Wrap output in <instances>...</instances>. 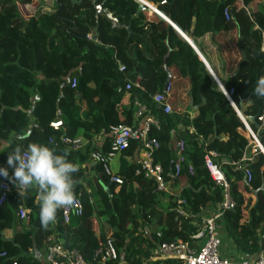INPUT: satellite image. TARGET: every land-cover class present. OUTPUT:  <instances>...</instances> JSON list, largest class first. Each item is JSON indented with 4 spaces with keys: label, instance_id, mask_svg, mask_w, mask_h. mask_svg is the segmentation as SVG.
Wrapping results in <instances>:
<instances>
[{
    "label": "trees",
    "instance_id": "trees-1",
    "mask_svg": "<svg viewBox=\"0 0 264 264\" xmlns=\"http://www.w3.org/2000/svg\"><path fill=\"white\" fill-rule=\"evenodd\" d=\"M147 1L182 33L191 35L194 43L207 33L216 41L217 34L236 31L234 49L243 56L232 74L220 79L225 89L234 87V105L214 79L219 77L210 74L175 27L162 18L145 21L143 10L137 13L136 0L74 4L71 0H0V164L18 144L40 143L58 152L68 150V159L83 166L90 146L93 152H108L110 126L132 127L133 99L137 97L159 122V129L151 125L148 137L159 142L153 157L161 163L167 184L161 188L154 179L135 175L134 163H124L122 157L131 155L137 143L132 140L129 149L115 154L122 164L116 163L111 170L122 178V184L111 181L100 163L95 165L94 179L107 227H102L96 214L86 176L76 177L81 181L75 189L81 213L72 212L65 222L61 209L58 222L47 228L40 223V202L33 203L37 192L24 195L32 207L25 221L17 215L22 201L12 190L7 203L0 206V251L6 252L0 264H41L30 248L44 247L45 251L53 243L75 249L90 264H119L118 260L121 264H184L180 259H153L152 255L162 242H192V234L202 223V210L224 200L225 188L212 180L205 166L206 149L217 153L214 161L234 201L219 222L237 250L250 256L264 253V153L257 149L245 163L250 180L244 169L232 163L241 159L247 145L240 131L244 122L235 108L253 131L256 125L247 117L257 118L264 112V99L253 95L256 81L264 76V0ZM29 4L36 9L32 14L23 10ZM96 4L107 8L119 24L104 14L97 16ZM226 7L229 20L223 14ZM221 58L224 73L230 66ZM118 64L125 66V74L118 71ZM171 68L179 76L170 78L167 100L173 112L166 114L151 95L163 92ZM136 76L141 86H132L128 105H123L124 84ZM71 77L77 78L75 88L70 86ZM52 121H61L78 146L63 145L60 132L50 126ZM258 129L264 148V128ZM101 132L105 136L100 145H83L84 135L91 140ZM177 139L185 143L186 162L180 174L170 178L167 173L173 168L172 146ZM7 227L21 230L6 239L3 231ZM108 240L116 249V259L100 255L110 250Z\"/></svg>",
    "mask_w": 264,
    "mask_h": 264
},
{
    "label": "built area",
    "instance_id": "built-area-1",
    "mask_svg": "<svg viewBox=\"0 0 264 264\" xmlns=\"http://www.w3.org/2000/svg\"><path fill=\"white\" fill-rule=\"evenodd\" d=\"M226 20L230 19V9L226 7L223 11ZM88 38L92 39V36L87 35ZM118 71L125 74V66L123 64H118ZM70 86L75 88L77 86V78L71 77L69 79ZM132 86L140 87L139 81H126L124 84V91L130 92ZM171 86V79L169 78L164 85L162 93L156 92L151 95L152 100L162 108V111L166 114H171L173 109L167 100ZM221 86V85H220ZM225 97L230 101L232 105V96L234 94V87L225 89L220 87ZM259 127L264 128V112L258 115L256 118ZM246 121V120H245ZM243 121V122H245ZM151 125L159 129L158 120L150 114L148 108L145 104L141 103L137 97L133 99V121L132 127L125 125L110 126L109 135L111 137L110 148L108 152L102 153L101 151H94V162L100 163L107 175H109L110 180L117 184H122L123 180L120 176H116L112 173L109 167L110 160L115 156L116 153L126 151L131 145V141L134 140L137 143V147L144 152V156L137 159L135 162V175H143L147 178L154 179L158 186L161 188H167V184L164 180L163 168L161 163L155 162L153 158V153L159 147V142L156 138L148 137V132ZM50 126L57 131H59L58 139L63 145L73 144V147H77L76 141H73L66 133L64 125L61 121H52ZM105 134L101 132L95 135L97 145H100L103 141ZM253 143L250 147L252 153L257 149L264 153V148L259 144L258 138L253 136ZM51 140V138H49ZM175 159L173 160L172 172L170 171L167 175L170 178L177 177L181 172V166L186 162L184 156L185 143L182 139H177L172 146ZM247 153V152H246ZM242 155L241 159L232 162L237 165V168L244 169L247 180L251 179V172L245 166V163L251 159L250 155ZM217 153L214 150H205L204 162L205 166L212 178V180L225 188L226 192L224 194V200L218 204V209L209 217L202 220L200 227L191 236L192 242H185L180 239L173 242H162L159 243L153 251V259H163V258H176L183 260L184 264H231L227 259L222 257L220 252L221 237L218 233L219 223L218 221L222 218L223 211L225 209L233 208L234 201L230 198L227 187L228 184L225 180V176L220 168V165L214 161ZM0 167H8L7 160L5 163H1ZM189 172H191V165L188 166ZM9 170V175H12L13 170ZM13 187L16 186L6 179L0 176V206L7 203L9 194L11 193ZM17 189V188H16ZM18 191V190H17ZM81 203L77 198L74 206L70 208L62 209V217L65 222L69 221V217L72 212L76 215L81 213ZM182 213V211H180ZM17 215L20 219L28 221L29 211L24 207H19L17 210ZM110 250H106L100 253L101 257L108 259L112 257L117 258L116 249L113 243L108 240ZM45 260L49 264H90L86 262L80 254L76 252L75 249H67L61 243H53L45 246ZM6 257L5 251H0V259ZM237 264H264V253H260L252 261H240Z\"/></svg>",
    "mask_w": 264,
    "mask_h": 264
},
{
    "label": "crops",
    "instance_id": "crops-1",
    "mask_svg": "<svg viewBox=\"0 0 264 264\" xmlns=\"http://www.w3.org/2000/svg\"><path fill=\"white\" fill-rule=\"evenodd\" d=\"M136 1L138 3V0H136ZM145 1L149 5L157 8L156 5H154L153 3H150L147 0H145ZM143 12H144V20L145 21L147 20V21L158 22L159 21L158 18H160V17L162 18V16L152 8H150L148 10H143ZM161 13H163V12H161ZM235 35H236V31H228L227 35L226 34H222V35L217 34L216 36H214V39L216 38V41H215V40H213V35L211 33H207L204 36L198 38L196 43H194V41L192 40V37H191V42L194 45V47L199 51V53L202 55L203 60L205 61L204 64L206 65L207 70L210 72V74L213 77L215 76L214 74H216L219 77V79H216V78H214V79L218 80V82L222 86H223V84L221 83L220 79H222V78L226 79L228 76H230L233 72L235 65L237 64V61L243 56V54H239V53L235 52L236 51V49H234V45L236 43ZM186 36L188 37L190 35H186ZM218 43L221 45L220 47H222V48L219 47ZM246 44L244 43L242 45V47H241L242 50H245ZM221 51H222V56L220 54ZM261 51L264 53V45H262ZM221 57H223L224 60L226 59V63L229 64V66H230V68L227 71H225L224 73H223V62H222ZM209 65H211V68L213 70L212 73H211V70L209 69V67H207ZM169 76L171 79H174L175 77H177L179 75L175 69L171 68V72H170ZM134 81H139V84H140V76H136ZM140 86H141V84H140ZM129 95H130V92H126V95L121 100V103L123 105H128ZM236 109H237V107H236ZM118 110L121 111V106L118 107ZM258 128L259 127H256V131H253L251 129V127L249 126V124L245 121L244 122V129H240L242 135H244L245 140L247 142V145H246L244 151H245V153L247 152L246 155H248V154L250 155L249 157H251V155L253 154L251 149H250V147L252 146V143H253V139H254L253 136H256V138H258V133H260ZM178 129L181 130L182 127L179 126ZM258 140H259V138H258ZM94 142H97L95 136H93V138L90 140V137H88V135H84L83 145L85 147L88 146L89 143H91L93 146H97V144ZM259 142H260V140H259ZM131 146L132 145H130V147ZM9 147H12V144L10 146H8V148ZM87 154H88V158L86 159L85 164L83 166L79 167V172L77 173L76 177L78 178L79 176H86L88 178L89 184H87L86 187H87V190L90 192V194H92V197L94 199L96 214H97L99 220L101 221L102 227H107L106 221H105V219H106L105 211L102 207V204L100 203L101 199H100V195H99V187L97 186V183L95 182V179H94L96 176L95 165L97 163L94 162L93 150L91 149V146L87 150ZM144 155H145L144 152L141 151V149H139V147H137V144L136 145L133 144L132 154L129 156H124V157H122V159L124 160V163H126V164H128V163L133 164L134 163V165H135L136 160L143 157ZM116 163L118 166H120L122 164L121 161L119 159L117 160L116 156H114L109 162L110 170H113ZM12 190L17 193V195L19 196V198L22 201L20 207L24 206L30 212L32 210V207L29 206V204L27 205V203L25 202V199H27V196H31V194L34 193L35 189H30L27 196L19 195V192L17 191V189L15 187H13ZM35 192H36V190H35ZM35 195L36 196H35L34 202H33L34 204L36 202H39L37 193ZM217 209H218V205H214L212 203L208 204L200 213L201 219L203 220L204 218L211 216ZM7 219L10 220L11 219L10 216ZM218 223H219L218 233L221 237L220 252H221L222 257L227 259L231 264H237L240 261H252L260 254V253H258L257 255L250 256V255L244 254L242 251L237 250L235 248L231 238L227 235L223 223L221 221L220 222L218 221ZM19 230H21V227H18L17 229H13L12 227H7L4 229L3 233H4V236L6 239H10L12 237V234H14V231L17 232ZM30 253H31V255H33L34 258L38 259L41 264H49L45 260L44 247H42L41 249L30 248ZM116 254H117V252H116ZM120 262L123 263V261H120Z\"/></svg>",
    "mask_w": 264,
    "mask_h": 264
},
{
    "label": "clouds",
    "instance_id": "clouds-1",
    "mask_svg": "<svg viewBox=\"0 0 264 264\" xmlns=\"http://www.w3.org/2000/svg\"><path fill=\"white\" fill-rule=\"evenodd\" d=\"M253 95L264 99V76L256 81ZM68 150L58 152L55 147L40 143L18 144L7 156L8 167H0V176L12 182L19 195L35 189L40 202L39 219L42 227L56 224L61 209L74 206L75 189L81 183L76 178L79 165L71 162ZM9 168L13 170L9 175Z\"/></svg>",
    "mask_w": 264,
    "mask_h": 264
},
{
    "label": "water",
    "instance_id": "water-1",
    "mask_svg": "<svg viewBox=\"0 0 264 264\" xmlns=\"http://www.w3.org/2000/svg\"><path fill=\"white\" fill-rule=\"evenodd\" d=\"M93 1H95V0H93ZM71 2L74 4V3H80V2H82V0H71ZM150 8H152V9H154V10H157V8H155V7H153V6H151V5H149L145 0H138V8H137V13L138 12H140V11H142V10H148V9H150ZM95 14L98 16L99 14H104L109 20H111L114 24H116V25H118V20L115 18V17H113L112 16V14L109 12V10L107 9V8H104V7H102V4H96L95 5ZM162 16V18L165 20V21H167L168 23H170L172 26H174L172 23H171V21L168 19V18H166L165 16H163V15H161ZM175 27V26H174ZM178 30V32L183 36V38L188 42V43H190L193 47H194V45L192 44V42H191V35L190 36H186L184 33H182L179 29H177ZM97 38V36L95 35V36H93V39H96ZM194 49H195V51L198 53V55H199V57L201 58V60L205 63V61L203 60V57H202V55L199 53V51L194 47ZM208 67V66H207ZM211 73H212V71H211ZM170 78V76L168 75V79ZM167 79V80H168ZM216 80V79H215ZM217 81V80H216ZM217 83L220 85V83L217 81ZM221 87V86H220ZM236 109V108H235ZM236 111H237V113H238V115H239V117L242 119V121H245V117H243L242 116V114H241V112L240 111H238L237 109H236ZM247 119L249 120V121H251L252 123H254L255 125H256V127H259V124H258V122H257V120H256V117L255 116H250V117H247ZM259 144H261L260 142H259Z\"/></svg>",
    "mask_w": 264,
    "mask_h": 264
},
{
    "label": "rangeland",
    "instance_id": "rangeland-1",
    "mask_svg": "<svg viewBox=\"0 0 264 264\" xmlns=\"http://www.w3.org/2000/svg\"><path fill=\"white\" fill-rule=\"evenodd\" d=\"M138 8V7H137ZM23 10L26 12H28L29 14H32V13H34L35 11H36V9H34L33 7H32V4H29V5H25V7L23 8ZM161 18V17H160ZM119 24V23H118ZM175 29H176V31H177V33H179L178 32V30H177V28L175 27ZM180 34V33H179ZM181 35V34H180ZM182 36V35H181ZM183 37V36H182ZM181 37V38H182ZM182 39H184V38H182ZM224 79L222 78V81H223ZM221 247V246H220ZM118 263L119 264H121V262H120V260H118Z\"/></svg>",
    "mask_w": 264,
    "mask_h": 264
},
{
    "label": "bare ground",
    "instance_id": "bare-ground-1",
    "mask_svg": "<svg viewBox=\"0 0 264 264\" xmlns=\"http://www.w3.org/2000/svg\"><path fill=\"white\" fill-rule=\"evenodd\" d=\"M138 15V14H137Z\"/></svg>",
    "mask_w": 264,
    "mask_h": 264
}]
</instances>
